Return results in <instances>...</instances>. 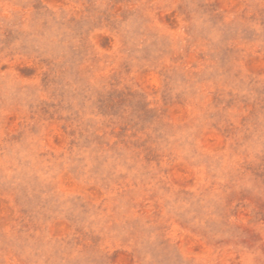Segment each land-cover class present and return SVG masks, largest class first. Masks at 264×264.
I'll return each instance as SVG.
<instances>
[{
  "label": "rangeland",
  "instance_id": "rangeland-1",
  "mask_svg": "<svg viewBox=\"0 0 264 264\" xmlns=\"http://www.w3.org/2000/svg\"><path fill=\"white\" fill-rule=\"evenodd\" d=\"M0 264H264V0H0Z\"/></svg>",
  "mask_w": 264,
  "mask_h": 264
}]
</instances>
